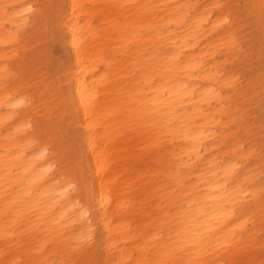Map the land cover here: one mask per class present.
I'll return each instance as SVG.
<instances>
[{"label":"bare ground","instance_id":"6f19581e","mask_svg":"<svg viewBox=\"0 0 264 264\" xmlns=\"http://www.w3.org/2000/svg\"><path fill=\"white\" fill-rule=\"evenodd\" d=\"M0 264H264V0H0Z\"/></svg>","mask_w":264,"mask_h":264}]
</instances>
